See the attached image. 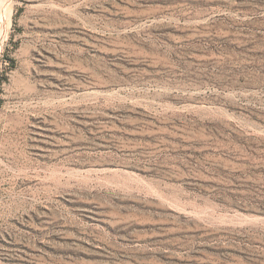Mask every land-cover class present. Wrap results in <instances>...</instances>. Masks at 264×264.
<instances>
[{
    "label": "rangeland",
    "instance_id": "obj_1",
    "mask_svg": "<svg viewBox=\"0 0 264 264\" xmlns=\"http://www.w3.org/2000/svg\"><path fill=\"white\" fill-rule=\"evenodd\" d=\"M0 42V264H264V0H0Z\"/></svg>",
    "mask_w": 264,
    "mask_h": 264
},
{
    "label": "bare ground",
    "instance_id": "obj_2",
    "mask_svg": "<svg viewBox=\"0 0 264 264\" xmlns=\"http://www.w3.org/2000/svg\"><path fill=\"white\" fill-rule=\"evenodd\" d=\"M10 17V16H9ZM10 22V21H9ZM3 38V37H2ZM1 43V42H0Z\"/></svg>",
    "mask_w": 264,
    "mask_h": 264
}]
</instances>
